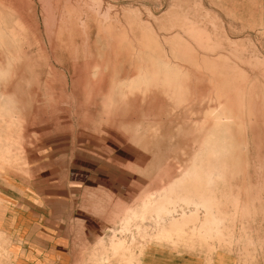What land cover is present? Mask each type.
<instances>
[{
	"label": "rangeland",
	"instance_id": "obj_1",
	"mask_svg": "<svg viewBox=\"0 0 264 264\" xmlns=\"http://www.w3.org/2000/svg\"><path fill=\"white\" fill-rule=\"evenodd\" d=\"M260 24L264 0H0V200L49 206L74 264H264Z\"/></svg>",
	"mask_w": 264,
	"mask_h": 264
},
{
	"label": "crops",
	"instance_id": "obj_2",
	"mask_svg": "<svg viewBox=\"0 0 264 264\" xmlns=\"http://www.w3.org/2000/svg\"><path fill=\"white\" fill-rule=\"evenodd\" d=\"M260 28L264 31L263 24ZM58 221L45 203H34L26 195H2L0 227L9 236L10 264H74L73 242ZM151 246L144 250L142 264H197L193 257L177 255L184 251L171 254L167 246ZM211 264L227 263L215 256Z\"/></svg>",
	"mask_w": 264,
	"mask_h": 264
}]
</instances>
